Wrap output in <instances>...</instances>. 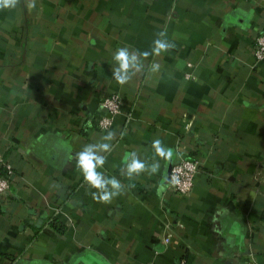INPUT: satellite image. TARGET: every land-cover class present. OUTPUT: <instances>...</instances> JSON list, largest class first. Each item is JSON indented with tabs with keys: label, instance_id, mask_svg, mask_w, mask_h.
Segmentation results:
<instances>
[{
	"label": "crops",
	"instance_id": "obj_1",
	"mask_svg": "<svg viewBox=\"0 0 264 264\" xmlns=\"http://www.w3.org/2000/svg\"><path fill=\"white\" fill-rule=\"evenodd\" d=\"M161 30L176 47L118 84L115 50L151 51ZM262 31L264 0H20L0 10V170L12 169L0 264H264ZM112 93L122 111L101 130L94 121ZM107 131L116 136L99 170L124 192L100 203L75 153ZM154 139L170 160L155 156ZM133 151L159 171L121 175ZM186 157L199 170L180 194L169 171Z\"/></svg>",
	"mask_w": 264,
	"mask_h": 264
},
{
	"label": "clouds",
	"instance_id": "obj_2",
	"mask_svg": "<svg viewBox=\"0 0 264 264\" xmlns=\"http://www.w3.org/2000/svg\"><path fill=\"white\" fill-rule=\"evenodd\" d=\"M20 0H0V10L13 9L17 7ZM26 7L34 8L35 0H25ZM157 38L153 41L151 51L137 52L127 46L119 47L115 50L112 56L114 64L111 67L112 78L120 85L129 83L135 76L142 73L145 68L144 61L150 55L159 56L162 53L168 52L176 47L173 41L167 39L166 30H161L157 34ZM152 72H159L161 65L152 63L148 65ZM124 134L121 133V137ZM116 133L107 131L101 137V142L86 144L82 150L75 153V165L83 175L84 181L91 187L96 189L92 192V197L100 203H110L113 198L118 197L124 192V185L121 180L115 176L108 177L104 172L100 171L106 163V153L112 151V144ZM155 156L165 161L170 160L172 149L164 146L160 139H154L151 144ZM160 169V163L155 160L148 163L142 160L138 153L133 151L128 154L123 161L121 175L126 176L129 180L141 174L149 175L156 174ZM134 187V185H130Z\"/></svg>",
	"mask_w": 264,
	"mask_h": 264
},
{
	"label": "built area",
	"instance_id": "obj_3",
	"mask_svg": "<svg viewBox=\"0 0 264 264\" xmlns=\"http://www.w3.org/2000/svg\"><path fill=\"white\" fill-rule=\"evenodd\" d=\"M254 56L257 61L264 60V31L256 35L253 46ZM102 112L95 118L96 126L101 130H109L115 117L122 111V98L118 93L104 95L101 100ZM199 170V161L193 157H186L172 165L169 174V184L180 194L192 191L195 184V175ZM11 164L5 170H0V201H3L11 186ZM166 241L170 236L165 237ZM145 264H155L148 261Z\"/></svg>",
	"mask_w": 264,
	"mask_h": 264
},
{
	"label": "water",
	"instance_id": "obj_4",
	"mask_svg": "<svg viewBox=\"0 0 264 264\" xmlns=\"http://www.w3.org/2000/svg\"><path fill=\"white\" fill-rule=\"evenodd\" d=\"M171 170V169H170ZM169 174H170V171H169Z\"/></svg>",
	"mask_w": 264,
	"mask_h": 264
}]
</instances>
